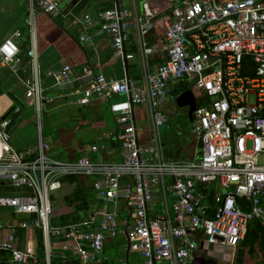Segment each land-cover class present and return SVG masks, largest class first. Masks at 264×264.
Segmentation results:
<instances>
[{"label": "built area", "instance_id": "obj_1", "mask_svg": "<svg viewBox=\"0 0 264 264\" xmlns=\"http://www.w3.org/2000/svg\"><path fill=\"white\" fill-rule=\"evenodd\" d=\"M105 1L116 4L72 22L83 30L98 25L111 41L114 58L128 61L138 54L143 81L136 85L128 77L113 81L99 74L77 103L122 97L109 106L118 126L120 161H58L41 140L32 148L13 150L9 128L20 111L14 107L0 120V184L23 193L0 196V209L14 216L0 223L6 231L0 264L37 261L17 247L19 230L41 234L44 264H51L55 251L63 264L70 259L99 264L104 244L120 237L142 264H192L198 234L208 245L235 249L252 221L264 222V0H164L163 6L145 1L140 15L117 8L118 0ZM58 8L57 0H35L28 20L31 33L36 10L52 14ZM160 19L165 32L157 43L150 37ZM133 26L135 53L125 50ZM17 37L18 32L0 44V68L15 74ZM88 40V35L81 37ZM154 56L160 61L151 68ZM27 59V70L17 77L27 105L40 112L53 100L42 97L34 42ZM89 75L86 68L79 79ZM46 76L61 87L74 81L70 65ZM179 87L195 98L191 131L199 149L192 161L170 163L163 159L160 129L167 116L160 108ZM135 106L148 110L152 139L146 146L139 143ZM79 175L97 177L93 189L102 209L81 223L53 226L61 179ZM155 194L160 195V214L154 211Z\"/></svg>", "mask_w": 264, "mask_h": 264}, {"label": "crops", "instance_id": "obj_2", "mask_svg": "<svg viewBox=\"0 0 264 264\" xmlns=\"http://www.w3.org/2000/svg\"><path fill=\"white\" fill-rule=\"evenodd\" d=\"M57 1L59 8L52 14L35 11L31 33L28 20L35 0L32 2L31 0H0V44L16 32L20 35V37L13 38L19 48L16 58L17 73H13L9 68H0V120L8 116L14 107H19L20 111L14 116L9 128L10 146L15 151L32 148L41 140L50 145L49 155L58 161L71 162L87 157L95 163H118L120 150L115 140L118 126L109 106L122 100V97L117 95L108 99L92 97L87 105L80 106L77 99L87 83L74 89L61 90L63 87L56 86L54 80L47 77L46 73L58 71L63 65H70L74 80L72 84L81 80L79 77L82 76L83 70L88 68L93 75L102 74L107 80L120 81L128 77L134 84L140 85L143 81V72L139 55L135 53L136 29L134 26L131 28L125 45L126 52H134L135 57L133 60L124 62L113 57L111 41L98 25L83 30L80 25L72 22L73 17H82L86 14L95 15L99 11L109 9L108 7L111 8L116 3L112 4L105 0ZM145 1H149L152 5H164V0H118L117 4L121 10L132 15H140L142 3ZM164 32L165 23L160 19L156 22V28L150 37L151 41L155 40L158 43ZM85 35L89 36L87 42L81 41V37ZM32 42H34L37 53L42 97L53 100L52 103L46 104L40 112L27 105L24 100V88L17 77V74L21 76L27 70V51L32 46ZM150 59L151 68H154L160 61L158 56ZM181 90L182 87L172 90L168 100L160 108L161 112L167 116V121L168 116L172 114V108H179L173 95L177 96ZM180 109H182L180 111L182 118L190 121L187 109ZM184 111H186L185 115H183ZM134 118L139 143L146 146L152 139L147 108L135 106ZM160 141L163 153L161 137ZM186 143H182L184 146L178 159L166 161L164 156L163 159L170 163L192 161L199 149V143L192 131L190 141ZM22 193L23 190L0 184V196L12 197ZM154 204L155 213L160 214L162 206L160 207L159 194H155ZM54 211L58 215L68 212L63 196L61 204L55 202ZM10 218L14 220L11 212L0 209V223ZM5 236L6 231L0 229V240ZM195 239L199 249L192 254V264H264V222L259 220L251 222L245 238L235 249L208 245L202 242L199 234ZM41 241L42 236L39 232L23 230L17 232V247L34 254L37 260L35 263L29 261L26 264H44L45 251L43 247L41 250ZM120 245L122 251L116 253L115 256L110 258L104 255L106 248H119ZM56 253L59 252L55 251V255H52L50 260L57 255ZM4 259H9L8 254H4ZM100 259L99 264H142V258L138 254L127 250L123 237L107 241Z\"/></svg>", "mask_w": 264, "mask_h": 264}, {"label": "trees", "instance_id": "obj_3", "mask_svg": "<svg viewBox=\"0 0 264 264\" xmlns=\"http://www.w3.org/2000/svg\"><path fill=\"white\" fill-rule=\"evenodd\" d=\"M96 178V176L79 175L67 176L61 179L63 200L68 212L58 215L56 211H53V217L50 221L53 226L81 223L88 219L90 215L102 209L103 204L93 189V183ZM40 246L41 250H43L42 241ZM51 264L63 263L55 256L52 258ZM67 264H77V261L70 259Z\"/></svg>", "mask_w": 264, "mask_h": 264}, {"label": "rangeland", "instance_id": "obj_4", "mask_svg": "<svg viewBox=\"0 0 264 264\" xmlns=\"http://www.w3.org/2000/svg\"><path fill=\"white\" fill-rule=\"evenodd\" d=\"M183 90L179 92L177 96L173 95L174 100L181 94ZM173 106V105H172ZM172 114L168 116L167 124L160 129V137L163 144V156L166 161H172L178 159L181 150L183 149L182 143H188L190 141L191 123L188 119L182 118L180 111L182 109L173 107ZM185 112L183 115H185ZM186 143V144H187ZM63 196V190L60 191L54 202L61 204ZM122 251V246L119 248H106L104 255L106 257H113L116 253Z\"/></svg>", "mask_w": 264, "mask_h": 264}, {"label": "water", "instance_id": "obj_5", "mask_svg": "<svg viewBox=\"0 0 264 264\" xmlns=\"http://www.w3.org/2000/svg\"><path fill=\"white\" fill-rule=\"evenodd\" d=\"M117 8H119L118 4H117ZM123 61L126 62L125 60H123ZM94 76L95 75H93L91 72V75H89L88 77L83 78L77 82H74L73 84L69 85L68 87H63L61 90H67L68 88L74 89V88H77L79 86H82L85 83H88L89 81H91L94 78ZM176 104L179 108H186L187 109L188 118L191 121L193 112L196 109L195 98H194L192 92L190 90H187V91H184L183 93H181L176 98ZM127 250H128V248H127Z\"/></svg>", "mask_w": 264, "mask_h": 264}]
</instances>
